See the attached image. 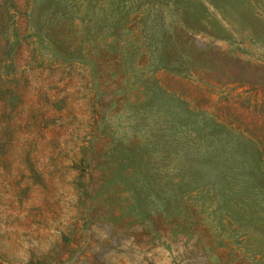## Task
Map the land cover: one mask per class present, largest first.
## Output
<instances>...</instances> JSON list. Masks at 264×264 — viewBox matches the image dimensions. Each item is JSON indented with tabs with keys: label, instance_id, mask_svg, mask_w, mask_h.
<instances>
[{
	"label": "rangeland",
	"instance_id": "rangeland-1",
	"mask_svg": "<svg viewBox=\"0 0 264 264\" xmlns=\"http://www.w3.org/2000/svg\"><path fill=\"white\" fill-rule=\"evenodd\" d=\"M0 264H264V0H0Z\"/></svg>",
	"mask_w": 264,
	"mask_h": 264
}]
</instances>
